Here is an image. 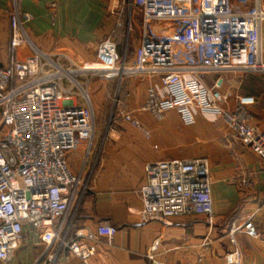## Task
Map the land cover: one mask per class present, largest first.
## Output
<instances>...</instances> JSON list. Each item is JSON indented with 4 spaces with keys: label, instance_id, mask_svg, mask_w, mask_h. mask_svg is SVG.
I'll return each instance as SVG.
<instances>
[{
    "label": "built area",
    "instance_id": "1",
    "mask_svg": "<svg viewBox=\"0 0 264 264\" xmlns=\"http://www.w3.org/2000/svg\"><path fill=\"white\" fill-rule=\"evenodd\" d=\"M128 2L141 14L133 63L127 64L124 53L107 37L96 49V63L101 68L83 64L73 69L54 62L34 44L27 32L33 15L20 8L19 0H13L8 63L0 66V260H10L24 226L39 232L46 251L56 246L49 254L50 264L60 251L77 256L79 264H90L97 235L111 238L116 232L114 226L103 223L95 231L76 229L70 235L81 200L92 189L99 154L91 157L94 112L89 93L74 72L83 77L98 71L108 78L157 76L158 81L147 86L141 111L161 120L166 111L174 110L184 125L193 124L198 114L221 119L236 140L264 162V131L253 124L248 107L253 98L222 91L218 78L207 83L209 73L220 71L264 73V0ZM22 46L28 54L19 60L16 50ZM116 115L139 125L124 106L117 107ZM82 142L85 154L73 171L67 155ZM144 173L145 180L137 189L144 222L190 213L205 214L212 220L206 158L149 162ZM240 182L246 183V179ZM254 215L230 224L227 237L231 247L223 255L224 264H242L236 234L258 237ZM157 247L155 240L147 260L166 264L156 259Z\"/></svg>",
    "mask_w": 264,
    "mask_h": 264
},
{
    "label": "crops",
    "instance_id": "2",
    "mask_svg": "<svg viewBox=\"0 0 264 264\" xmlns=\"http://www.w3.org/2000/svg\"><path fill=\"white\" fill-rule=\"evenodd\" d=\"M84 1L19 0L20 8L33 15L27 32L34 44L47 54L66 55L71 63L73 58L80 63H92L98 43L112 29V18L105 20V13L110 9L113 12L118 1ZM12 8L13 0H0V66L8 63ZM261 39L264 60V22ZM27 54L25 46L16 50L19 60ZM133 58L134 50L126 58L127 64H132ZM215 78L221 82L222 91L253 98L248 106L253 124L264 131V73L220 71L209 73L207 83L212 84ZM152 81H158V77L142 75L127 80L124 105L139 125L127 122L101 133L92 189L81 200L70 235L76 229L95 231L103 223L116 228L111 238L97 235L96 254L90 264H150L146 254L155 240V257L166 264H224L223 255L231 247L227 237L230 224L240 223L255 212L253 223L258 237L237 233V246L242 264H264V162L240 144L221 119L210 120L198 114L193 124L184 125L174 110L166 111L161 120L141 111ZM95 144L93 139V147ZM84 154L83 142L78 150L68 153L73 171L78 170ZM196 157L208 160L212 220L205 214L190 213L166 221L144 222L137 193L145 180L144 165L167 158ZM242 178L246 183L240 182ZM55 248L46 251L39 232L24 226L22 240L10 260H0V264H50L48 257ZM79 262L74 254L60 251L52 264Z\"/></svg>",
    "mask_w": 264,
    "mask_h": 264
},
{
    "label": "rangeland",
    "instance_id": "3",
    "mask_svg": "<svg viewBox=\"0 0 264 264\" xmlns=\"http://www.w3.org/2000/svg\"><path fill=\"white\" fill-rule=\"evenodd\" d=\"M113 0H105V2H110ZM118 7H113L110 11L105 13V20L112 18V29L108 34L103 36L102 39L111 37L117 44L118 52L120 54L124 53V57L127 58L129 53H131L137 45L140 31H141V14L136 8H132L129 5L128 0H117ZM87 0L84 1L86 3ZM115 2V1H113ZM84 6H86L84 4ZM106 9V8H105ZM118 10V11H116ZM117 12V13H116ZM86 11L82 14V17H86ZM101 39V40H102ZM43 52L51 58L54 62L61 64L64 68L76 69L77 66H82L83 64H96V58H94L91 63L78 62L72 59L74 63L68 65L64 57L54 56L47 54L46 51ZM59 57V58H58ZM105 72L98 71L91 73L86 77L79 76L74 72V76L77 80L82 83L83 88L89 93L91 104L94 112L95 119V146L92 148L91 157L93 158L98 154L100 150V139L102 138V132L104 129L109 127H119L127 125V121L122 120L117 117L116 110L118 106H124V99L126 98V88L127 80L130 78H137L142 75H134L129 77H114L108 78L104 75ZM88 80V82H86ZM84 156V155H82ZM81 156L80 162L83 160ZM80 164V163H79Z\"/></svg>",
    "mask_w": 264,
    "mask_h": 264
},
{
    "label": "bare ground",
    "instance_id": "4",
    "mask_svg": "<svg viewBox=\"0 0 264 264\" xmlns=\"http://www.w3.org/2000/svg\"><path fill=\"white\" fill-rule=\"evenodd\" d=\"M97 64V63H96ZM95 67H97V68H101L98 64L97 65H95Z\"/></svg>",
    "mask_w": 264,
    "mask_h": 264
},
{
    "label": "trees",
    "instance_id": "5",
    "mask_svg": "<svg viewBox=\"0 0 264 264\" xmlns=\"http://www.w3.org/2000/svg\"><path fill=\"white\" fill-rule=\"evenodd\" d=\"M116 46H117V44H116ZM117 50H118V48H117Z\"/></svg>",
    "mask_w": 264,
    "mask_h": 264
}]
</instances>
